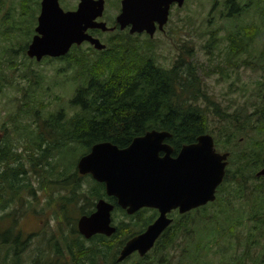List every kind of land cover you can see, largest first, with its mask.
<instances>
[{"label":"trees","instance_id":"trees-1","mask_svg":"<svg viewBox=\"0 0 264 264\" xmlns=\"http://www.w3.org/2000/svg\"><path fill=\"white\" fill-rule=\"evenodd\" d=\"M36 8L39 9V4ZM224 8L226 20H237L247 14L248 10L246 5H241V0H225ZM35 24L36 22H33L30 29L26 27L25 42L17 50L23 58L33 36ZM251 37L250 29L229 31L226 36L228 57L247 53L249 58ZM137 39L123 36L118 39L117 44L111 45L103 52L90 53L73 48L64 58L44 59L51 62H66V71L70 72L68 79L76 88L68 102V111L61 109L58 112H47L46 118L40 123L31 122L28 125L31 142L27 144L29 154L26 161L30 163L31 172L23 162H20L21 154L8 149L7 145L0 147V247L5 250L0 264H25L28 260L29 264H108L106 262L110 259L109 264H112L120 247L135 235L133 231L130 232L132 227L144 229L155 217V213H152V216L144 221L142 213H139L138 221L131 228L119 226L117 233L110 238L96 235L88 240L83 239L74 229L76 219L72 221L73 228L67 225L68 228H72L69 230L71 235L69 240L64 239V249L69 256L67 260H51L49 255L30 256L28 253L30 236L24 237L22 231L18 229L17 215L30 205L28 198L36 199L30 183L31 175L37 177L40 188L50 185L58 187L56 190L58 194L60 191H68V196L60 195V199L56 200L58 207L62 202L57 217L66 221V209L68 208L70 212L71 208L67 206L81 202L82 207L78 215L86 216L93 211L94 203L105 197L104 186L93 181L90 182L92 190L89 191L88 198L83 196L84 178L78 177L76 171L78 159L88 154L92 146L110 143L118 149H125L133 139L148 132H165L171 136L166 144L172 148V157H175L183 146L194 144L199 136H211L208 131L206 108L199 104L202 102L201 99L207 101V97L200 91L201 82L193 75L191 64L189 66L184 59L179 58L171 68H161L156 64L150 47L146 45L147 42L143 44L137 42ZM263 58L264 51L259 53L258 60L261 61ZM261 69L264 70V59ZM187 74L190 75V79L186 77ZM2 83H6L4 76H0V92ZM212 106L214 113L219 117L231 120L232 129L234 124L240 126L241 116L226 115L218 106L213 104ZM262 109L251 114V118L257 117L255 130L258 135L250 141L248 149H243L235 155V169L231 173L226 170L223 183L217 190L216 200L209 204L221 206V203H227L225 209L221 210L219 207L218 210L221 211L212 217V221L202 219L199 214L207 207L184 216L174 215L173 218H176L173 219L172 225L157 240L150 253L157 254L171 248L180 240L179 236L185 239L184 233L189 230L190 225L189 218L191 214H196L197 222L194 219L191 223L194 229L196 227L197 234L192 263L207 264L198 251L207 249L223 235H231L244 221L239 213L236 214L229 207L233 199L228 201L223 196L225 187L230 183L235 184L238 179L240 185L233 188V192L237 189L235 194L238 195L234 201L245 202L250 212L245 222L254 225L251 229L253 235L257 233V236L261 234L264 237V177L259 179L255 177L257 171L264 168V122L259 121L264 115ZM244 115L246 119L248 114ZM243 133V128L226 133L225 146L237 145L236 136ZM213 141L217 151V146L222 145ZM249 178L253 184L250 190H247ZM239 193L244 195L241 196ZM65 206L67 208H64ZM193 232L191 230L190 234ZM118 236L126 237L119 240ZM114 239L118 240L113 244ZM34 243L36 244V241ZM116 245L117 248L113 251ZM59 250V246L54 244L52 253L58 255ZM257 250L254 259H258V264H264V250ZM150 260L148 254L144 259H137V264H152ZM163 262H165L163 259L157 261Z\"/></svg>","mask_w":264,"mask_h":264},{"label":"rangeland","instance_id":"rangeland-1","mask_svg":"<svg viewBox=\"0 0 264 264\" xmlns=\"http://www.w3.org/2000/svg\"><path fill=\"white\" fill-rule=\"evenodd\" d=\"M40 2L41 0H0V76H4L6 80V83L1 84L0 92V147L7 145L8 149L21 154L20 162H23L29 170L31 166L26 158L29 154L27 144L31 142L29 136L31 131L28 125L31 122L40 123L46 118L47 112H58L61 109L68 111V102L76 88V85L68 79L70 72L66 71V62L42 60L36 63L34 60H29L26 55L23 58L17 53L19 46L25 42L26 27L32 28L33 22L37 21ZM117 2L118 0H107L105 17L108 20L114 15L113 10ZM224 2L225 0H185L180 10L173 11V16L165 28V34L156 33L152 39L140 37L136 41L143 44L147 42L146 45L150 47L149 50L156 64L161 68H171L179 58L184 59L187 65L191 64L193 75L201 82L200 91L207 97V101L201 99L202 102L199 104L206 108L208 131L213 140L219 139L217 144L222 145L217 146V152L223 154L227 151L230 154L227 170L231 173L236 167L235 155L243 149H248L250 141L258 135L255 130L257 117L251 118V114L261 108L264 109V70L261 69L264 58L258 60L259 53L264 51V0H241V5H246L248 10L247 14L237 20L225 19ZM37 4L39 9L36 8ZM77 4V0H61L59 7L67 12L74 10ZM35 27L36 24L33 32ZM240 28L252 31L249 40V58L247 53L228 57L227 33ZM186 77L190 79L189 74ZM212 104L218 106L226 115L241 116L240 126L234 124L232 129L231 120L222 119L215 114ZM244 114H248L246 119ZM259 121L264 122V115ZM241 128L244 129V133L236 136L237 145L225 146L226 133ZM83 178L85 183L82 186L83 196L88 198L89 191L92 190L90 183L92 180L89 177ZM37 181V177L31 175L30 183L36 199L28 198L30 205L17 215L19 218L17 227L24 237L30 236L28 238L30 256L49 255L51 260H67L69 256L64 249V239L69 240V236L71 237L69 230L73 228L72 221L80 217L78 214L82 203L67 206L71 207L70 212L65 206L67 220H59L57 215L62 202L58 207L56 200L60 199V195L68 196V191H60L58 194L56 192L58 187L49 185L40 188ZM248 182L246 187L250 190L253 182L250 178ZM239 185V179L235 184H228L223 196L228 201L233 199L229 207L236 214L239 213L244 221L231 235H223L207 249L198 251L207 264H258V259H254V255L258 253L257 249L264 250V237L261 234L257 236V233L253 235L251 229L254 225L245 222L249 217V208L243 200L234 201L238 195L235 194L237 189L233 192V188ZM226 205L227 203H221V206L209 205L199 214L202 219L212 221V217L216 216L218 211L225 209ZM219 207L221 210H218ZM151 216V212H143L141 215L144 221ZM196 216L191 214L189 218L190 225L189 230L184 233L185 239L179 236L180 240L171 248L157 254L149 253L150 263L156 264L159 259H163L167 264H193L197 234L196 227L194 229L191 223L194 219L197 222ZM113 217L117 227H131L136 222V219L130 220L121 214H114ZM67 225L72 228H68ZM74 229H76L75 225ZM136 229L133 228L130 232ZM191 230L194 231L192 234H190ZM126 236H118V238L123 240ZM117 240H112L113 244ZM54 244L60 248L58 255L52 253ZM116 248L117 245L113 251ZM4 255L5 250L0 247V260ZM29 263L28 260L25 264ZM124 264H137V258L132 256Z\"/></svg>","mask_w":264,"mask_h":264},{"label":"water","instance_id":"water-1","mask_svg":"<svg viewBox=\"0 0 264 264\" xmlns=\"http://www.w3.org/2000/svg\"><path fill=\"white\" fill-rule=\"evenodd\" d=\"M58 2L41 0L35 35L27 46L26 57L36 63L44 59H61L73 46L78 47L84 42L96 51H103L105 47L85 34L88 29L107 31L105 24L93 23L102 17L103 0H79L75 12H64ZM184 2L123 0L116 22L121 30L130 27V35L145 33L152 39L156 31L163 32L170 6L176 4L180 9ZM170 138L165 132L151 131L133 139L125 149H118L110 143L96 144L76 163L78 175L88 176L103 185L105 196L115 199L117 206L127 215L132 216L143 209L158 214L146 230L126 242L118 261L135 251L140 257L150 251L173 223L168 218L170 213L177 211L182 216L216 200L229 154L218 153L212 137L202 135L172 157V148L166 144ZM255 177L263 178L264 168ZM112 210V206L99 200L92 215L77 221L78 233L85 239L96 234L113 235L115 230L110 227Z\"/></svg>","mask_w":264,"mask_h":264},{"label":"flooded vegetation","instance_id":"flooded-vegetation-1","mask_svg":"<svg viewBox=\"0 0 264 264\" xmlns=\"http://www.w3.org/2000/svg\"><path fill=\"white\" fill-rule=\"evenodd\" d=\"M60 1L61 0H59V2L58 3H60ZM78 1V4H79V0H77ZM94 1H97V0H94ZM123 0H118V2H117V4H116V6H115V8H114V10H113V12H114V15L112 16V18H110L109 20L105 17V14H106V10H107V0H103V2H104V10H103V14H102V17L100 18V19H98V20H96L95 22H93V23H96V24H100V23H103V24H105L106 25V28H107V31H102V30H100V29H88L86 32H85V34L87 35V36H89L90 38H92L93 40H96V41H98L103 47H105V49L103 50V51H105V50H107V48H109L111 45H115V44H117L118 43V39L120 38V37H129V38H131V39H133V38H135V37H137V38H140V37H147L146 36V34L145 33H143V34H140V35H130V27H127L126 29H124V30H121L120 29V27L118 26V24H117V22H116V19H117V17L120 15V12H121V2H122ZM185 3V2H184ZM78 4H77V6H78ZM60 6V5H59ZM184 6V5H183ZM76 9H77V7L74 9V10H72V11H67V12H75L76 11ZM180 10L178 7H177V5L176 4H174V5H171L170 6V8H169V15H168V21H167V24H166V26L164 27V29H163V32H158V31H156V33H162V34H165V28L167 27V25H168V23L170 22V20H171V17L173 16L172 14H173V11H176V10ZM39 12H40V10H39ZM65 12V11H64ZM113 14V13H112ZM156 28H157V26H156ZM155 33V34H156ZM35 35V33H33V36ZM32 36V37H33ZM32 37H31V40H32ZM31 40H30V42H31ZM30 44V43H29ZM28 44V45H29ZM73 48H80L81 50H83V51H88V52H90V53H94V52H99V51H96L95 49H94V47L93 46H91L89 43H87V42H84V43H82L80 46H78V47H75V46H73L71 49H70V51L73 49ZM69 51V52H70ZM103 51H100V52H103ZM229 157H230V155H229ZM228 160H229V158H228ZM228 164H229V162L227 163V167H228ZM226 170H227V168H226ZM226 173V172H225ZM86 177H88V176H86ZM90 178V177H89ZM101 185V184H100ZM100 200H104L108 205H110V206H112L113 207V210H112V212H111V223H110V227L111 228H113L114 230H115V233H117V231H118V227L117 226H115V224H114V214H121L123 217H127V218H129L130 220H133V219H136V222L138 221L137 220V218L140 216H137L139 213H143V212H151V213H155V217H154V219L151 221V222H149V223H147V225H146V227L144 228V229H142V228H138L137 227V229L136 230H134L133 231V234H135V235H133V236H131L129 239H131L132 237H134V236H136V235H138V234H140V233H142L144 230H146V228L148 227V226H150L156 219H157V217H158V214H157V212H155V211H149V210H146V209H143V210H140V211H138V212H136L134 215H132V216H129V215H127V213L125 212V211H123V210H121L118 206H117V204H116V200L115 199H113V198H107L106 196L103 198V199H100ZM99 201V200H98ZM98 201H96L95 203H94V208H93V211L91 212V214H89V215H86V216H80L79 217V219L77 220V221H79L82 217H88V216H90V215H92L94 212H95V204L98 202ZM208 206V205H207ZM206 207V206H205ZM200 209H202V208H200ZM199 210V209H198ZM196 211V210H195ZM193 212V211H192ZM174 215H177V216H181V215H178V213H177V211H174V212H172V213H170L169 215H168V218L169 219H171L172 221H173V216ZM186 215V214H185ZM182 216H184V215H182ZM134 222V221H133ZM136 222H135V224H136ZM135 224H133V225H135ZM149 224V225H148ZM132 225V226H133ZM172 225V224H171ZM131 226V227H132ZM130 227V228H131ZM133 228H135V227H132V229ZM169 229V228H168ZM167 229V230H168ZM76 230H77V223H76ZM78 232V231H77ZM166 232V230L162 233V235L164 234ZM114 233V234H115ZM79 234V233H78ZM113 234V235H114ZM80 235V234H79ZM96 235H100V234H96ZM96 235H93L92 237H94V236H96ZM113 235H111V236H113ZM130 235H132V234H130ZM83 239H85L82 235H80ZM103 236V235H102ZM110 236V237H111ZM129 236V235H128ZM91 237V238H92ZM105 237V236H104ZM110 237H107V238H110ZM161 237V236H160ZM159 237V238H160ZM91 238H89V239H91ZM124 239V238H123ZM129 239H127L126 241H125V243L122 245V247H120V249H119V251H118V253H117V255L115 256V259H114V261L112 262V264H124L125 262H127V261H129L130 260V257H132V256H135V258H137V259H144L145 258V256L146 255H148L150 252H151V250L154 248H152L150 251H148L143 257H140L139 255H138V253L135 251V252H133L132 254H129L128 256H126L123 260H121V261H118V259H119V257H120V251L122 250V248L124 247V245L126 244V242L129 240ZM85 240H88V239H85ZM157 242V241H156ZM111 260V259H110ZM110 260H107V262L106 263H108L109 264V262H110ZM163 263H165V262H163ZM156 264H159V263H156Z\"/></svg>","mask_w":264,"mask_h":264}]
</instances>
